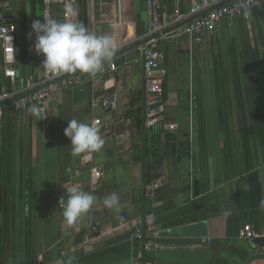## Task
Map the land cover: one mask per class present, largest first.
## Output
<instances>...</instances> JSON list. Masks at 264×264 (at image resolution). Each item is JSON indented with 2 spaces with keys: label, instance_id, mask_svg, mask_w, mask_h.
I'll use <instances>...</instances> for the list:
<instances>
[{
  "label": "crops",
  "instance_id": "crops-1",
  "mask_svg": "<svg viewBox=\"0 0 264 264\" xmlns=\"http://www.w3.org/2000/svg\"><path fill=\"white\" fill-rule=\"evenodd\" d=\"M154 1L161 17L187 12L192 4ZM145 2L77 0L81 22L116 41L115 55L104 65L113 64L115 71L102 80L65 75L56 80L70 83L62 90L54 81L43 121L30 109L4 112L0 264H138L142 241L134 229H141L144 209L146 223L154 222L157 232L200 222L207 232L147 239L144 257L151 264H264V236L248 240L243 230L264 231V3L248 18L220 23L199 43L186 37L158 43L167 77L161 122L145 143V177L149 163L160 176L150 201L144 199L141 131ZM57 9L49 3V14L60 20ZM20 11V1L12 0L13 81L4 77L0 60V89L13 93L33 89L43 71ZM102 101H113L114 108ZM70 119H99L103 148L91 156L70 155L64 136ZM72 186L96 201L68 226L59 201ZM113 192L120 198L117 211L103 205ZM224 210L231 214L224 217Z\"/></svg>",
  "mask_w": 264,
  "mask_h": 264
},
{
  "label": "built area",
  "instance_id": "built-area-1",
  "mask_svg": "<svg viewBox=\"0 0 264 264\" xmlns=\"http://www.w3.org/2000/svg\"><path fill=\"white\" fill-rule=\"evenodd\" d=\"M225 1L228 0H192V4L187 12L183 13L175 10L172 15L161 17L156 2L154 0H146L145 4L148 21L144 39L147 41L144 46L140 48L143 59L142 69L145 91V130L151 131L161 122L159 110L164 99V85L167 72L160 66L161 54L157 49L158 43L162 40L173 41L183 37L194 39L196 43H199L201 37H206L207 34L213 32L220 23L231 22L240 17L248 18L252 9L259 7L264 3V0H233L224 5L223 3ZM11 3L12 0H0V60L4 77L13 81L16 78L17 27L8 15ZM42 3L45 15L49 14L50 0H42ZM69 3L78 8L77 0H58L60 21L65 19V5ZM204 12L207 13L180 28L169 31L170 28L182 23L188 18ZM77 19L81 22L79 16ZM157 35H159V37L155 38ZM115 69L116 68L113 64H109L107 69L103 68V70L97 74L98 79L102 80L107 71H115ZM59 78L61 77H56L54 79L50 78L43 70L41 82L33 86V89H36V91L28 95H25V93L32 90V87L24 89L20 93H13L6 89H0V123L3 120L5 111L20 113L29 110L33 104L43 107L45 110V106L51 96L49 88L53 86L46 85L53 83ZM57 86L62 90L69 87L70 83L62 82ZM94 104L97 105L98 101L95 100ZM102 105L104 107L114 108L113 101H102ZM92 123L97 127L100 125L99 119L93 120ZM152 175L153 173H151V176ZM157 190V181H151L150 184L145 187V198L152 201ZM243 230L244 237L248 240L264 236V231L261 235L254 234L249 229V226H245ZM145 234H152L153 238L157 237V229L154 222L151 221L146 223ZM134 238L142 240V232L140 228H137L134 232ZM146 249L147 244L145 243L144 252ZM138 262V264H151L145 261V257L143 260L142 253L139 254Z\"/></svg>",
  "mask_w": 264,
  "mask_h": 264
},
{
  "label": "clouds",
  "instance_id": "clouds-1",
  "mask_svg": "<svg viewBox=\"0 0 264 264\" xmlns=\"http://www.w3.org/2000/svg\"><path fill=\"white\" fill-rule=\"evenodd\" d=\"M64 16L65 19L60 21L51 14H46L43 20L36 19L31 24L28 35L29 38L35 36L33 47L35 53L43 57L41 67L53 79L77 72L96 77L115 55L116 41L108 34L90 31L77 19L78 8L71 3L65 5ZM30 112L41 121L47 117L44 108L36 104L31 106ZM64 136L70 140L69 153L72 156H91L99 152L105 143L99 127L77 119L69 120ZM66 190L67 198L60 199L59 208L62 209L64 222L72 226L90 212L96 197L75 186ZM261 204L264 205V201ZM103 205L109 210L117 211L120 205L118 193L113 192L104 198ZM222 214L227 217L231 213L224 210Z\"/></svg>",
  "mask_w": 264,
  "mask_h": 264
},
{
  "label": "water",
  "instance_id": "water-1",
  "mask_svg": "<svg viewBox=\"0 0 264 264\" xmlns=\"http://www.w3.org/2000/svg\"><path fill=\"white\" fill-rule=\"evenodd\" d=\"M233 0H228L225 1L223 4L226 5L228 3H230ZM220 6V5H219ZM207 12H204L202 14H199L197 16L188 18L187 20L183 21L182 23L172 27L169 29V31L175 30L177 28H180L188 23H190L191 21L205 15ZM168 32V31H166ZM159 37V35H157L155 38ZM147 40H143L139 45L144 46L145 42ZM139 45H135L134 47H138ZM54 83V82H53ZM51 84H47L46 86H50ZM60 83V81H56L55 84ZM44 88V87H43ZM36 89H32L29 92L25 93V95L31 94L33 92H35ZM144 95H145V91H144V87H143V91H142V107H141V131H142V151H143V155H142V164H143V189H144V193H145V143H146V130H145V107H144ZM24 96V95H23ZM146 199V198H144ZM145 203V202H144ZM134 231H136V229H134ZM146 231V216H145V209L143 212V217H142V221H141V232H142V257L144 260V256H145V252H144V246L146 243L147 239H152L153 235L152 234H145ZM206 227H205V223L204 222H200V223H195L192 225H187V226H183V227H177L174 229H169V230H164V231H160L157 232V237H171V236H192V237H204L206 236ZM130 233L127 235H123V239L127 240V238H129ZM118 239H115V241H117ZM113 242V241H112Z\"/></svg>",
  "mask_w": 264,
  "mask_h": 264
},
{
  "label": "rangeland",
  "instance_id": "rangeland-1",
  "mask_svg": "<svg viewBox=\"0 0 264 264\" xmlns=\"http://www.w3.org/2000/svg\"><path fill=\"white\" fill-rule=\"evenodd\" d=\"M19 1L21 7V11H20L21 26L30 25L29 27L31 29V24L33 23L34 20L36 19L43 20L45 11L41 0H19ZM27 36L29 38V35Z\"/></svg>",
  "mask_w": 264,
  "mask_h": 264
},
{
  "label": "trees",
  "instance_id": "trees-1",
  "mask_svg": "<svg viewBox=\"0 0 264 264\" xmlns=\"http://www.w3.org/2000/svg\"><path fill=\"white\" fill-rule=\"evenodd\" d=\"M50 2L57 6L58 9H57V11H55V13H56V16L59 15L60 11H59V7H58L59 6L58 0H50ZM154 128L151 131L150 130H146V138H148L152 133L155 132L156 128L155 129ZM147 152L148 151H146V153ZM151 173H153L152 176H151ZM159 178H160V176L157 173V169H156L155 165L154 164H150V163L147 164V166H146L145 184L148 185V184H150L151 181H157Z\"/></svg>",
  "mask_w": 264,
  "mask_h": 264
}]
</instances>
